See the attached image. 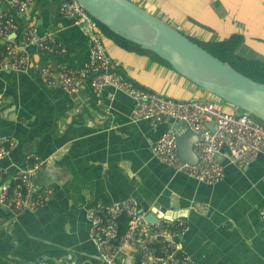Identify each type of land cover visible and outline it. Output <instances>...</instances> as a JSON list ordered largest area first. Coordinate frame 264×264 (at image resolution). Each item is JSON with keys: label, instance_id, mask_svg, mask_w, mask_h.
Wrapping results in <instances>:
<instances>
[{"label": "crops", "instance_id": "1", "mask_svg": "<svg viewBox=\"0 0 264 264\" xmlns=\"http://www.w3.org/2000/svg\"><path fill=\"white\" fill-rule=\"evenodd\" d=\"M10 1L0 0V9ZM132 1L159 11L201 42L240 34L237 54L264 62V0ZM29 25L39 34L54 31L67 55L56 58L29 47L27 69L0 72V138L15 143L0 166H19L34 152L44 159L36 181L55 191L41 207L16 216L0 206V264H33L39 258L49 264H140L137 257L103 261L89 236L87 210L122 199H134L145 213L184 220L182 250L196 264H264V221L258 216L264 207V154L238 168L223 148L224 177L215 184L175 172L152 155L151 146L168 126L180 139L193 141L194 134L171 121L133 120L131 98L110 87L97 94L86 87L76 95L47 87L38 68L61 60L83 66L88 36L74 19L58 13L55 0H36L2 40L19 41ZM101 38L106 53L136 83L176 99L213 100L235 112L151 54L127 50L102 31Z\"/></svg>", "mask_w": 264, "mask_h": 264}, {"label": "built area", "instance_id": "2", "mask_svg": "<svg viewBox=\"0 0 264 264\" xmlns=\"http://www.w3.org/2000/svg\"><path fill=\"white\" fill-rule=\"evenodd\" d=\"M36 0H11L9 7L0 9V72L22 71L29 63V47L36 51L62 56L65 46L54 31L42 34L34 26L23 29L19 41L2 40L16 27V17L28 12ZM58 13L72 18L87 33L89 59L83 66L57 61L38 68L42 82L68 95H76L88 87L94 93L110 87L129 96L133 102L131 118L147 120L152 125L171 121L182 123L195 136L193 151L195 164L182 160L177 153V132L168 126L151 146L152 155L175 172H181L199 182L215 184L224 177L220 160L222 149L230 162L238 168L249 165L264 154V124L252 116L224 110L216 101L181 100L146 88L122 73L104 49L98 22L77 0H55ZM113 93L107 98L113 99ZM102 104L101 99L96 100ZM3 98L0 96V107ZM212 122L214 130L207 123ZM15 143L11 138H0V160L9 155ZM44 159L34 152L24 155L16 167L0 166V206L11 216L33 211L44 205L54 193L52 184H38L36 176ZM127 218L126 228L119 232L121 216ZM145 212L134 199H122L111 205L98 204L87 210L89 236L96 243L101 259L115 263L118 259L139 258L140 264H196L191 255L182 250L180 237L187 229L184 220L159 219L148 222ZM264 221V207L258 211ZM33 264H49L44 258Z\"/></svg>", "mask_w": 264, "mask_h": 264}, {"label": "water", "instance_id": "3", "mask_svg": "<svg viewBox=\"0 0 264 264\" xmlns=\"http://www.w3.org/2000/svg\"><path fill=\"white\" fill-rule=\"evenodd\" d=\"M77 1L97 22L166 61L178 74L218 99L222 106L231 108L236 114L243 112L264 122V83L220 60L132 0ZM207 126L214 130L212 122H208ZM194 141L195 136L193 141L177 136L179 157L192 164L197 162ZM144 219L156 222L175 217L167 218L149 211Z\"/></svg>", "mask_w": 264, "mask_h": 264}, {"label": "trees", "instance_id": "4", "mask_svg": "<svg viewBox=\"0 0 264 264\" xmlns=\"http://www.w3.org/2000/svg\"><path fill=\"white\" fill-rule=\"evenodd\" d=\"M98 26L102 32L110 36L121 47L127 50H131V51H138L141 53L151 54L152 56L158 58L159 60H161L162 62L166 63L169 66V64L166 61L160 59L154 53L148 50L142 49L139 45L118 36L117 34L111 32L109 29H107L104 25L100 24L99 22H98ZM58 39L62 42V44L66 48V52L62 56L56 57V58H62L63 56L67 55V47L65 45V42L61 38L58 37ZM190 39L198 43L200 46L208 50L211 54H213L220 60L228 62L233 68L240 71L241 73L247 75L248 77L258 82L264 83V62L261 60L251 59V58L241 56L237 54L236 52L237 46L242 41V36L240 34H237V33L233 34L229 38L225 40H221V41H207L203 43H200L199 41H195L192 38ZM64 63H66V61H64ZM69 65L71 64L69 63ZM258 121L264 124L263 121L261 120H258ZM126 221H127V218L124 215L120 217V220H119V224H120L119 232L120 233H122L125 230Z\"/></svg>", "mask_w": 264, "mask_h": 264}, {"label": "rangeland", "instance_id": "5", "mask_svg": "<svg viewBox=\"0 0 264 264\" xmlns=\"http://www.w3.org/2000/svg\"><path fill=\"white\" fill-rule=\"evenodd\" d=\"M165 9H166V8H164V11H165ZM161 10H162V8H161ZM171 10H172V11H175V10H173V9H171ZM162 11H163V10H162ZM162 11H161V12H162ZM165 12H167V9H166ZM151 13H152V12H151ZM152 14H153V13H152ZM155 14H156V15H159V16L161 17V19H162L164 22H166L167 24L171 25L173 28L179 30L182 34L185 33V30H184L182 27H180L179 24L176 23L175 21L166 18L164 15H160L159 11H156V12L154 13V15H155ZM167 15H169V16H176V14H173V13H171V12H168ZM192 22H196V21H192ZM184 35L187 36L188 38H192L193 40L198 41V40H197V37L190 36V35H188V34H184ZM199 42H200V43H203V42H201V41H199ZM213 97H214V96H213Z\"/></svg>", "mask_w": 264, "mask_h": 264}]
</instances>
